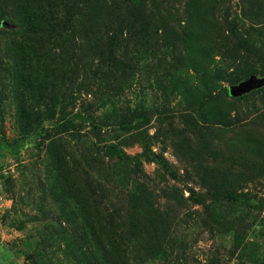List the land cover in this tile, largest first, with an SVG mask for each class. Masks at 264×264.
Here are the masks:
<instances>
[{"label":"rangeland","instance_id":"rangeland-1","mask_svg":"<svg viewBox=\"0 0 264 264\" xmlns=\"http://www.w3.org/2000/svg\"><path fill=\"white\" fill-rule=\"evenodd\" d=\"M3 1L0 264H264V86L229 93L264 79V0H156L169 48L99 56L119 28L107 10L68 30L89 49L51 50L46 69L18 65L25 26ZM186 9L250 32L237 58L215 50L210 93L186 61Z\"/></svg>","mask_w":264,"mask_h":264},{"label":"trees","instance_id":"trees-1","mask_svg":"<svg viewBox=\"0 0 264 264\" xmlns=\"http://www.w3.org/2000/svg\"><path fill=\"white\" fill-rule=\"evenodd\" d=\"M157 1L4 0L3 3L14 8L25 26L23 32L25 37L23 36L22 42H20L23 46V51L20 57V64L18 65L23 67L22 69H46L48 66L47 61L51 57V50L58 49L60 52H64L67 50L72 51L73 48L79 50V47H82L79 51L84 52L87 48L89 49L88 44H90V39L85 38V45L80 46V43H77L75 40V31L70 34L68 30L70 27L80 22L96 23L105 19L104 14L107 10L111 11L113 17L117 19L119 28L110 33V37L108 36L109 38L106 44H101L94 49L97 50L101 48L99 56H102L106 52L110 53V55L115 54V49L119 43H122L121 41H128V43H137L139 45L141 42V44L149 42L148 39L151 38L153 40L151 42L158 45L160 41L157 39H161L162 42L160 43L162 45L160 46L169 48L170 45L167 42L168 37L166 36L167 34H164V31H168V22L171 17L170 15H168V17L164 16L162 11L159 10L160 8L155 6ZM77 10L78 12L75 14ZM185 13L187 14L185 19L187 21L185 28L187 36L186 41L189 44V58L186 61L188 67L199 75L202 86L210 93L215 82L221 78L220 73L216 72V69L213 70L210 68L211 62H217L214 56L215 50H218L219 46L223 50V57L227 59L237 58L235 54L239 49H243L246 41L248 42L246 35H248V33L250 35V32H246L243 34L244 36H240V34H238L240 32H235L234 25L231 22L229 23V21L223 29L214 26L212 29L207 30L206 27L202 26L203 21L197 16L194 18L199 21V24L194 26L192 24V15L188 13L187 9ZM155 16L159 20V24L161 22L163 25L162 35L159 36L156 33V35H158L156 37H147L146 30L154 26L152 22ZM79 19H81L80 22L78 21ZM193 26L196 29L200 27L204 28L198 32L194 31ZM73 28L76 30V27ZM250 28L251 30L249 31H253L256 35H260L259 30L252 27ZM84 34L87 37L89 34H92V31L88 30L84 32ZM211 35L218 37L222 45H218V39L211 44L209 42ZM102 48L105 50H102ZM254 49H256V47H254ZM58 56H60V53H58ZM111 59L114 58L112 57ZM104 65L105 63L101 62L100 65L97 66V69H102ZM134 128L135 125L133 127L130 125L127 130H132ZM111 149H114V147H111ZM1 165L0 156V167ZM60 185L62 189L69 186L66 181L61 182ZM112 258H114V256Z\"/></svg>","mask_w":264,"mask_h":264},{"label":"water","instance_id":"water-1","mask_svg":"<svg viewBox=\"0 0 264 264\" xmlns=\"http://www.w3.org/2000/svg\"><path fill=\"white\" fill-rule=\"evenodd\" d=\"M264 86V79H257L255 77L250 78L248 81L242 83L239 86L231 87L229 93L233 97H239L244 93H247L251 89Z\"/></svg>","mask_w":264,"mask_h":264}]
</instances>
